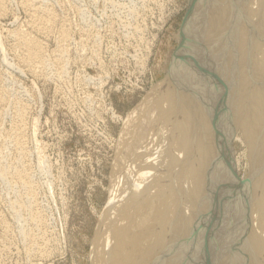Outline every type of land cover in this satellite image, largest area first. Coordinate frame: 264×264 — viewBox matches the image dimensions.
<instances>
[{"label":"bare ground","instance_id":"1","mask_svg":"<svg viewBox=\"0 0 264 264\" xmlns=\"http://www.w3.org/2000/svg\"><path fill=\"white\" fill-rule=\"evenodd\" d=\"M6 1L0 0V17ZM46 1L18 0L25 27L5 35L24 70L49 79L53 68L62 80L69 32L61 24L57 53L47 57L38 37H51L61 20ZM189 3L169 72L123 120L91 264H264V0ZM3 79L0 184L13 194L11 214L25 215L20 234L28 254L43 255L44 211L22 162L25 106ZM7 106L15 120L5 131ZM238 142L251 154L242 181L233 157Z\"/></svg>","mask_w":264,"mask_h":264},{"label":"rangeland","instance_id":"2","mask_svg":"<svg viewBox=\"0 0 264 264\" xmlns=\"http://www.w3.org/2000/svg\"><path fill=\"white\" fill-rule=\"evenodd\" d=\"M47 1L55 5L61 21L51 37L38 38L46 56L53 58L59 27L66 25L64 80L56 78L53 68L46 79L20 66L19 53L5 35L25 27L18 0L6 1V13L0 17V75L25 106L20 124L27 155L22 162L31 172L36 202L45 216L41 238L45 254H28L20 234L25 215L17 219L11 214L8 201L13 194L7 183L0 184L5 223L0 227V264H91L92 240L109 198L123 120L169 72L190 7V0ZM7 62L17 64L12 69ZM13 120L14 111L7 106L2 118L5 131ZM244 145L238 142L233 147L240 181L249 176L251 154ZM6 147V159L12 161L13 148Z\"/></svg>","mask_w":264,"mask_h":264}]
</instances>
